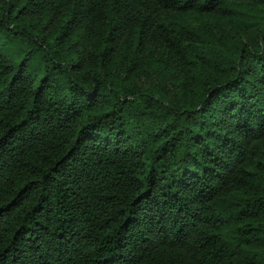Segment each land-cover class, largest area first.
<instances>
[{
    "label": "trees",
    "instance_id": "trees-1",
    "mask_svg": "<svg viewBox=\"0 0 264 264\" xmlns=\"http://www.w3.org/2000/svg\"><path fill=\"white\" fill-rule=\"evenodd\" d=\"M0 264H264V0H0Z\"/></svg>",
    "mask_w": 264,
    "mask_h": 264
}]
</instances>
